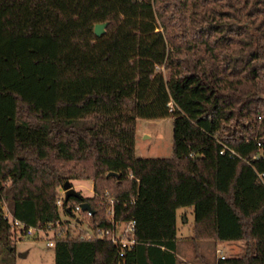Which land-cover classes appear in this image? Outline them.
Listing matches in <instances>:
<instances>
[{"label":"trees","instance_id":"1","mask_svg":"<svg viewBox=\"0 0 264 264\" xmlns=\"http://www.w3.org/2000/svg\"><path fill=\"white\" fill-rule=\"evenodd\" d=\"M165 117L173 155L139 158L137 119ZM76 180L93 196L60 206ZM82 202L88 228L135 221V247L120 257L108 235L81 238ZM4 206L51 226L55 264H190L186 207L192 262L264 264V0H0ZM14 230L1 214L0 264H16ZM203 241L241 250L212 262Z\"/></svg>","mask_w":264,"mask_h":264},{"label":"rangeland","instance_id":"2","mask_svg":"<svg viewBox=\"0 0 264 264\" xmlns=\"http://www.w3.org/2000/svg\"><path fill=\"white\" fill-rule=\"evenodd\" d=\"M173 137L174 124L173 117L165 118H138L137 119V137H136V155L139 158H168L173 155ZM73 186L83 196L90 197L94 194V185L90 180H76ZM76 217L87 221V218L78 213ZM70 219L63 214V220ZM195 222L194 207H186L178 209V235L180 237L179 255L181 258L190 261L193 252L191 237L193 235V225ZM72 226L80 230L81 227L88 228V224L82 223L77 225L75 220ZM126 228L125 224L118 226V234ZM54 231L50 232V236L44 233L33 237L19 238L15 241V261L16 264H55V249L48 245ZM230 245H222L224 254L231 256L241 250V244L232 243ZM221 247V246H220ZM219 247V248H220ZM206 255L214 262L220 258L221 253H217L215 249H206Z\"/></svg>","mask_w":264,"mask_h":264},{"label":"built area","instance_id":"3","mask_svg":"<svg viewBox=\"0 0 264 264\" xmlns=\"http://www.w3.org/2000/svg\"><path fill=\"white\" fill-rule=\"evenodd\" d=\"M66 200V190L62 188L61 190V196L58 199V204L60 206H63ZM117 202H119V200H117ZM115 203V201L113 199L110 200V205L113 206ZM82 209L81 206H77L74 209V212L76 215H78V213H81L80 210ZM110 213L114 214V209L113 207L110 209ZM3 215L5 218H9L10 221L12 222L13 226H14V232H15V238L19 239V238H24V237H33L36 235H39V233H44L50 236V232L54 231L51 226H48L46 228H36L33 226H29L27 225L25 222L18 220L16 218H14L12 216V214L10 213L9 209L7 208V206L3 207V212L0 211V215ZM90 214V212H89ZM79 216V215H78ZM77 216V217H78ZM79 221V220H78ZM113 221H114V217H113ZM81 224V222H79ZM119 226V225H118ZM118 226L115 227L113 230H95L93 228H83L81 227V229L78 231V233H80L81 238H94V237H101L104 235H108L110 236L111 240L117 245L118 247V253L119 256L122 257L125 255V253L130 250L133 249L135 247V245L138 243L136 237L134 236V232H135V221H131L126 228L123 229V231H121L120 234H118ZM54 233V232H53ZM51 241L48 243L49 246L54 247L55 246V242L52 238H50ZM219 253H221V258H225V254H224V250H219Z\"/></svg>","mask_w":264,"mask_h":264},{"label":"water","instance_id":"4","mask_svg":"<svg viewBox=\"0 0 264 264\" xmlns=\"http://www.w3.org/2000/svg\"><path fill=\"white\" fill-rule=\"evenodd\" d=\"M107 23H98L95 26V33L97 36H102L106 32ZM117 175L114 172L109 173V176ZM63 189L66 190V201H68L71 197L81 198L83 195L74 188L73 183L71 181L65 182L63 185ZM81 207L84 211L91 210V206L88 202H82ZM12 250V247H10Z\"/></svg>","mask_w":264,"mask_h":264},{"label":"crops","instance_id":"5","mask_svg":"<svg viewBox=\"0 0 264 264\" xmlns=\"http://www.w3.org/2000/svg\"><path fill=\"white\" fill-rule=\"evenodd\" d=\"M232 243H237V242H223V243H214L212 241H203L202 242V248H203V251L205 252L206 249H216L217 253L219 252V250H224V248L222 247V245H225V244H228L230 245V247H232ZM238 244H241V243H238ZM221 246V247H220ZM220 247V248H219ZM206 254V253H205ZM180 256V255H179ZM181 257V256H180ZM193 257V255H192ZM191 257V258H192ZM183 260H185V258H182ZM185 261H188V260H185ZM190 264H196L194 262H192V260L188 261Z\"/></svg>","mask_w":264,"mask_h":264}]
</instances>
